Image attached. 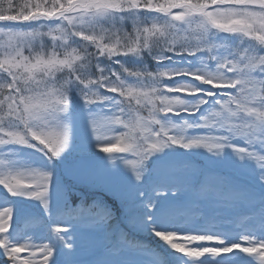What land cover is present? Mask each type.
Returning <instances> with one entry per match:
<instances>
[{
  "label": "clouds",
  "instance_id": "obj_1",
  "mask_svg": "<svg viewBox=\"0 0 264 264\" xmlns=\"http://www.w3.org/2000/svg\"><path fill=\"white\" fill-rule=\"evenodd\" d=\"M73 91L85 109L104 105L87 113L93 147L135 185L163 170H188L201 177L193 197L204 186L212 195L245 192L214 167L169 158L183 150L210 165L251 164L264 186V0H0V146L61 159L72 148ZM53 131L64 134L58 153ZM52 179L49 170L27 167L0 175V184L13 196L42 193L34 199L43 206ZM139 196L124 209L143 211L125 220L129 227L159 229L171 249L196 251L177 236L190 223L163 219L168 209L145 191ZM60 232L51 230L54 241L64 239ZM10 244L14 255L29 253L21 264L54 257L49 243Z\"/></svg>",
  "mask_w": 264,
  "mask_h": 264
},
{
  "label": "rangeland",
  "instance_id": "obj_2",
  "mask_svg": "<svg viewBox=\"0 0 264 264\" xmlns=\"http://www.w3.org/2000/svg\"><path fill=\"white\" fill-rule=\"evenodd\" d=\"M76 102L82 104L83 101L73 91L71 110ZM89 111L95 113L103 110L85 109V119L71 111L72 148L60 160L49 162L42 152L26 146H0V161H3L0 163V175L27 167L49 170L53 173L48 194L50 207L47 212L38 200L13 196L0 185V210L4 208L13 210L11 228L6 234L9 241L23 243L30 240L36 244L49 243L54 248L51 264H154L156 261H159V264H193L192 258L171 249L155 236L153 231L138 223H134V226L140 230L144 229V236L137 235L133 230L124 229V232L137 237H130L127 234L119 237L121 224L129 219V215L133 217V221L143 215V211L135 207L130 210L134 211L133 214H126L125 207L135 205L138 200L143 199L139 196L140 191H145L146 197L153 196L151 188L157 184L158 173L147 177L144 185L139 186L134 184L130 175L123 169L108 168L102 153H98L94 148L87 149L93 147L87 115ZM97 155L100 157L96 158ZM169 158L177 161L187 160L202 168L214 167L228 176L235 187L245 190L239 196L245 203L236 209H224L211 200L195 201L192 189L201 184V177L191 174L185 178V183L189 187L174 197L169 194V198L161 199L160 208L173 210L177 214L176 219L185 220L193 226L191 231H218L227 235L229 239H236L243 228L255 232L258 237L264 236V228L260 223L259 225L257 222L254 223V218L248 216L249 209L258 213L259 221L264 214V208H261L264 200L258 198L259 194L254 188H259L264 193V186L257 184L251 164H237L229 158L210 165L202 154L186 155L183 150L171 153ZM65 165L70 167L68 174L61 170L66 167ZM98 202H101V206L95 205ZM76 203L85 206V210H77L75 219H69L72 216L70 215L69 218H65L68 223L58 225L61 228H68L64 233L65 239L71 237L72 249H64L60 242L53 240L51 226L57 221L55 217L60 218L69 204L75 206ZM107 205L110 210L105 211L106 208L103 206ZM198 212H203L204 215L197 217ZM113 213L114 219L105 223V219ZM242 216H248L249 219L241 222ZM236 221H239V226ZM115 224L119 225L118 228L113 227ZM119 243L124 247L115 248V245L121 246ZM0 264H11L2 249ZM196 264H255V262L244 254H227L222 257L206 255L197 258Z\"/></svg>",
  "mask_w": 264,
  "mask_h": 264
},
{
  "label": "snow or ice",
  "instance_id": "obj_3",
  "mask_svg": "<svg viewBox=\"0 0 264 264\" xmlns=\"http://www.w3.org/2000/svg\"><path fill=\"white\" fill-rule=\"evenodd\" d=\"M51 135L54 137L55 151L58 153L64 143V134L53 131ZM0 163H3V161H0ZM191 174L192 173L188 170H184L183 172L169 170L161 171L158 173V181L153 190V197H155L156 201L159 202L161 199L169 198V194H171L172 197L178 195L181 191H184L189 187V185L185 183V178ZM12 179L15 180L16 177L13 176ZM47 194H49V191L48 193H43V195ZM41 195L42 193L40 192H32L30 195L20 196L36 198ZM194 200H211L220 208L224 209H236L242 203H245V201L241 200L239 195L236 194L219 193L212 195L208 192L207 186L202 187L201 193L195 196ZM148 206L151 207L152 204L149 203ZM43 207L49 211V202H45ZM181 214L186 216L189 215L188 213ZM12 215L13 210L11 208H4L0 210V225H3L5 228L4 231L0 232V249L3 250L10 262L15 260L16 264H21V262L29 255V253L25 251L19 253V255H14L13 247L11 246L6 235L11 228ZM176 215L177 214L173 210H169L167 216L163 217V219H175ZM75 218L76 216L73 214L69 219ZM248 219V216L240 217L241 222ZM68 222L69 221L65 219H58L52 224L51 230L56 231L57 229H61L60 236H64V233L68 231V228H61L58 225H64ZM260 226L264 228V214L261 216ZM151 231H153L155 236H157L159 239H161V237H163V240L171 239L169 236H164L163 232L159 229L153 228ZM177 236L181 238L182 242L184 240H189L188 247L196 250L191 254H186L187 257L193 259V264H196L197 258H201L206 255L211 257H222L227 254H244L251 257L255 264H264V255L261 254V252H264V236L257 237L253 231L247 230L246 233L239 234L236 239H229L227 235L218 231L205 230L179 232L177 233ZM192 237H195L196 239L191 240L190 238ZM60 243L69 250H71L73 247V245L70 243V239H65V237ZM257 248H259L261 252L256 251ZM154 264H159V261L154 262Z\"/></svg>",
  "mask_w": 264,
  "mask_h": 264
},
{
  "label": "trees",
  "instance_id": "obj_4",
  "mask_svg": "<svg viewBox=\"0 0 264 264\" xmlns=\"http://www.w3.org/2000/svg\"><path fill=\"white\" fill-rule=\"evenodd\" d=\"M128 63L129 64H131V63H137V61H134V60H132V59H128ZM152 61L151 60H148V64H149V66H151L152 65ZM75 107L71 110L72 111V113H74V114H76L77 116H79V114L80 115H82V118L83 119H85L86 117H85V108L83 107V102H82V104H79V103H75V105H74ZM96 108H98V109H102L103 111H106V109L104 108V105L103 104H101V105H93L92 107H91V109L92 110H95ZM92 148H94V147H88L87 149H92ZM86 149V150H87ZM100 157V155H97L96 156V158H99ZM60 160V159H59ZM62 163V162H61ZM60 163V164H61ZM66 166V165H65ZM69 168L70 167H68V166H66V167H63L61 170H62V172H67V174H68V172H69ZM255 188V191H256V193H258L259 194V196H258V198H260L261 200H262V196H264V193H262V191L259 189V188H256V187H254ZM255 193V194H256ZM95 200H97V199H95ZM104 201H106L105 199H103ZM109 202L111 201L110 200V197H109V200H108ZM95 205H100L101 206V202H98V203H95ZM112 206V205H111ZM109 206L107 205V206H103V208H106L105 209V211L106 210H110L109 208H108ZM132 209V208H131ZM77 210H85V206H83L82 204H79V203H76V205L74 206L73 204H69L68 206H67V208L66 209H64L63 210V213L61 214V217L60 218H56L55 217V220H58V219H65V218H69V216L70 215H73V214H76V211ZM133 210L131 211V212H128L129 214H133ZM127 213V214H128ZM64 217V218H63ZM129 218H133L132 216H130L129 215ZM124 229L125 230H127V231H129V230H133L134 231V233H136L137 235H142V236H144V234H143V230L144 229H138L137 228V226H133V227H131V229H130V227L128 226V224L127 223H122L121 224V227H120V231H119V237H124L126 234L127 235H129L130 237H137V236H134L133 234H131V233H128V232H124ZM121 246H119V245H115V248H117V247H119V248H122V247H124L121 243H119ZM101 245H103V244H101ZM169 248V247H168ZM64 249H67V248H65L64 247ZM105 249V248H104ZM104 249H102V250H104ZM170 249V248H169ZM65 251H67V250H65Z\"/></svg>",
  "mask_w": 264,
  "mask_h": 264
}]
</instances>
